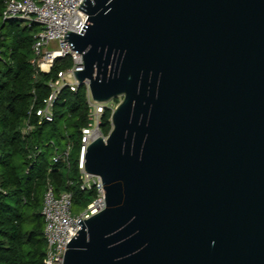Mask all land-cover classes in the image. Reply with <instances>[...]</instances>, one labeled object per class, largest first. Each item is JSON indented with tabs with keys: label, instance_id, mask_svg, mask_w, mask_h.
Listing matches in <instances>:
<instances>
[{
	"label": "water",
	"instance_id": "obj_1",
	"mask_svg": "<svg viewBox=\"0 0 264 264\" xmlns=\"http://www.w3.org/2000/svg\"><path fill=\"white\" fill-rule=\"evenodd\" d=\"M65 41L112 110L106 208L64 264H264V0H84Z\"/></svg>",
	"mask_w": 264,
	"mask_h": 264
},
{
	"label": "trees",
	"instance_id": "obj_2",
	"mask_svg": "<svg viewBox=\"0 0 264 264\" xmlns=\"http://www.w3.org/2000/svg\"><path fill=\"white\" fill-rule=\"evenodd\" d=\"M5 2L0 0V264H44L46 241L41 208L47 180L57 192H72L74 199L83 193L75 160L80 129L88 122L87 90L85 85L77 92L64 90L53 122L36 125L26 140L22 138L32 103L40 104L50 92L47 82L72 64L68 59L66 63L57 60L51 73L38 71L32 64L37 25L3 20ZM111 114L107 108L102 116L105 135L112 128ZM61 119L66 123L63 129L58 126ZM62 140L74 142L70 170L44 158V149L52 148V142L60 153ZM91 194L93 200L96 191Z\"/></svg>",
	"mask_w": 264,
	"mask_h": 264
},
{
	"label": "built area",
	"instance_id": "obj_3",
	"mask_svg": "<svg viewBox=\"0 0 264 264\" xmlns=\"http://www.w3.org/2000/svg\"><path fill=\"white\" fill-rule=\"evenodd\" d=\"M84 0H6L3 10V20H22L31 25L40 26V30L34 35L32 64L38 71L51 73L57 60L69 59L71 66L61 69L55 77H52L47 86L50 90L40 104L33 102L30 106L28 117L22 127V138L27 139L36 125L53 122L55 118L56 104L64 90L77 92L80 83L76 79L75 71L83 70V54L74 50L68 41H65V33L72 31L81 33L89 15L79 6ZM56 43L58 48H52ZM86 86L88 122L80 129L79 153L75 160L80 178V188L83 191L95 190L96 197L87 205L79 215L73 213L74 197L70 191L57 192L50 179L47 180L43 194L41 214L44 220V238L46 241V254L44 264H64L67 244L81 228L78 223L89 219L106 208L105 190L100 176L87 173L85 170V155L89 145L96 139L108 135L102 131V116L107 108L114 107L107 103H98L93 100L90 81L84 82ZM33 119L35 121H33ZM55 146V143L52 142ZM56 150L58 148L55 146ZM74 143L69 140L67 147L56 153L52 159L54 163H62L66 169L72 168V151ZM30 155V158H34Z\"/></svg>",
	"mask_w": 264,
	"mask_h": 264
},
{
	"label": "rangeland",
	"instance_id": "obj_4",
	"mask_svg": "<svg viewBox=\"0 0 264 264\" xmlns=\"http://www.w3.org/2000/svg\"><path fill=\"white\" fill-rule=\"evenodd\" d=\"M26 24V23H25ZM28 25V24H26ZM37 27H36V31H39L40 30V26L38 24H36ZM51 47L52 48H58V45L56 43H52L51 44ZM67 59L65 60H60L59 63H66ZM68 61H70L68 59ZM120 101V98H117V99H113L112 101H110L109 103H107V106L109 107V105L112 104V106L115 108L117 103ZM66 125L65 123V119H61L58 123V126L59 128H64ZM52 129H48L47 131H51ZM59 134V132H57ZM56 133V135H57ZM56 141H58V137H56ZM74 143V142H73ZM58 147H60V153L67 147V140H62L61 144L58 145ZM56 153H59L56 148H54V146L52 148H45L44 149V158L47 160V161H51L54 157V155ZM65 170V169H64ZM92 191L89 190V191H83L82 193V196L79 197V198H76L74 199V204H73V213L75 215H79L81 214L87 207V203L92 200L91 199V196H92ZM42 199H43V196H42Z\"/></svg>",
	"mask_w": 264,
	"mask_h": 264
}]
</instances>
